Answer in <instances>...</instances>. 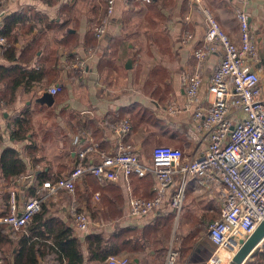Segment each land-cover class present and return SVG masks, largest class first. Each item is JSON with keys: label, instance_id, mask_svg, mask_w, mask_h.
I'll return each instance as SVG.
<instances>
[{"label": "crops", "instance_id": "crops-1", "mask_svg": "<svg viewBox=\"0 0 264 264\" xmlns=\"http://www.w3.org/2000/svg\"><path fill=\"white\" fill-rule=\"evenodd\" d=\"M199 2L212 10L235 42L240 38L236 11L246 9L251 23V39L260 54L259 62L252 68L259 72L264 92V0H250L246 6L234 0ZM106 7L107 0L7 2L5 18L18 15L22 21L12 33L16 58L7 60L4 56L6 49L0 45V66L18 65L20 69L16 78L20 81L15 91L16 99L0 113V121L4 129H9L14 116L28 114L30 119L32 111H39L44 117L33 114L30 128H41L45 137L41 142L37 141L31 132L26 139L17 141L8 138L10 133L3 132L5 141L1 149L15 147L20 152L27 163V173L37 176L35 187L45 176L51 179L48 176L52 174L62 176L68 173L77 155L73 139L78 134L88 133L106 151L114 149L111 125L124 117H131L134 126L126 141L140 148L144 141H168L180 145L188 157L195 155V145L189 137L193 126L192 112L170 115L167 108L183 102L185 78L196 67L194 50L204 40L205 18L197 0H151L149 3L130 0L129 4L115 0L111 23L103 39L98 40L94 28L104 16ZM187 16H190V22L186 20ZM185 31L194 35L189 45L181 43ZM77 58L87 61V71L80 72L73 67ZM219 62L220 54H214L203 67L202 102L209 97L207 87ZM52 85H60L63 90L53 96L51 105L40 103L38 100ZM3 89L5 86L0 83V91ZM143 124H149L151 130L147 134L140 133L138 126ZM46 142H56L57 145L50 148ZM141 178L133 176L130 184L120 182L113 185L122 190L124 199L120 206L121 215L115 217L122 221L118 226L142 228L173 212L172 200L178 187L170 190L164 210L139 220L125 217L130 195L152 198L155 194L154 178L146 176L152 179L150 188ZM90 179L95 181L88 177L78 186L84 187ZM192 184L188 193L185 190L183 204L188 199V210L182 218L183 232L170 238V231L164 240L169 245L173 243L179 252L177 264H208L215 245L203 229L220 217L224 195L217 188ZM20 192L30 196L34 188L25 186ZM49 204L53 202L46 203ZM65 211L68 212L66 207ZM181 214L182 208L176 211L173 221L176 226ZM64 215L60 219H64ZM140 220L145 221L140 223ZM111 232H105V235ZM263 246L264 243L260 252ZM151 249V245L147 246L141 253L147 255ZM166 254L162 253L161 264H165ZM134 260L138 264L137 258Z\"/></svg>", "mask_w": 264, "mask_h": 264}, {"label": "built area", "instance_id": "built-area-1", "mask_svg": "<svg viewBox=\"0 0 264 264\" xmlns=\"http://www.w3.org/2000/svg\"><path fill=\"white\" fill-rule=\"evenodd\" d=\"M9 0H0V27L3 26L6 5ZM197 0L205 18L206 32L202 45L194 50V72L185 78L184 100L181 104L169 105L170 115L192 112V128L189 137L195 145V155L187 156L185 149L159 145L146 157L143 149L126 141L133 133L131 118L113 123L111 130L115 147L104 150L88 133L74 137L77 155L66 175L46 179L34 186L37 176L22 174L10 184L8 207L0 208V227L24 231L34 216L48 202L60 201L63 194L73 197L66 205L74 219L75 233L86 235L91 230V219L85 208H78L74 199L77 185L93 177L101 189L120 182L130 184L133 176L151 175L155 180L154 196L146 198L130 195L125 217L139 220L152 213L164 210L170 190L178 187L172 207L182 208L188 182L217 188L224 195L220 217L207 226V234L215 245L208 264H232L239 248V240L250 236L264 220V92L261 76L252 66L259 62L257 44L251 39V23L245 8L236 11L239 23V41L235 42L224 29L212 10ZM246 6L250 0H234ZM129 4L130 0H123ZM149 3L151 0H145ZM115 0H107L104 16L94 28L95 37L102 40L111 23ZM191 21L190 16L186 17ZM194 39L192 32L185 31L181 43L189 45ZM0 45L6 49L10 43L4 37ZM214 54H220L207 87L208 98L200 101L203 87V67ZM87 61L77 58L74 68L87 71ZM63 90L52 85L48 92L55 96ZM0 102V113L4 111ZM9 129H4L6 134ZM180 184V185H179ZM34 188L33 195L17 199L22 188ZM101 190L93 193V201L100 202ZM226 250L225 257L219 252ZM179 252L171 243L167 249L165 264H177ZM125 256L110 255L99 264H130ZM0 264H5L0 252ZM264 264V263H263Z\"/></svg>", "mask_w": 264, "mask_h": 264}, {"label": "trees", "instance_id": "trees-1", "mask_svg": "<svg viewBox=\"0 0 264 264\" xmlns=\"http://www.w3.org/2000/svg\"><path fill=\"white\" fill-rule=\"evenodd\" d=\"M20 21L22 19L18 15L4 17L3 26L0 27V38L4 37L10 43L4 53L9 61L14 60L17 55L12 33ZM19 69L20 67L14 64L8 67L0 66V83L5 86V89L0 91V102H3L7 108L16 99L15 91L20 81L16 78V74ZM12 124L14 129L11 130L8 138L17 141L26 139L30 129L29 115L14 116ZM3 131L4 127L0 121V180L9 181L26 174L27 163L15 147L1 149L5 141ZM41 179L48 178L45 176ZM142 180L149 188L151 183L153 184L150 178L142 177ZM103 199L111 218L121 215L120 206L123 205L124 199L119 187L113 185L106 187ZM175 210L173 208L172 213L157 218L152 224L142 228L116 225L108 235L101 232V229L95 232L90 230L84 239H81L75 234V226L72 227L65 220L49 215L47 205L44 204L41 212L34 216L24 231H19L20 234L14 235V230L11 228L0 227V252L3 254L5 264H41L45 261L50 264H99L110 255L129 253L135 257L138 253L144 252L153 241L158 244L156 250L160 248L163 238L165 239L171 231ZM7 247L10 248V255L6 256L3 250ZM263 263L264 246L261 252L254 254L244 264ZM130 264H136L135 260L133 259Z\"/></svg>", "mask_w": 264, "mask_h": 264}, {"label": "rangeland", "instance_id": "rangeland-1", "mask_svg": "<svg viewBox=\"0 0 264 264\" xmlns=\"http://www.w3.org/2000/svg\"><path fill=\"white\" fill-rule=\"evenodd\" d=\"M5 108L7 109L6 105L4 104V109ZM33 114L37 115V114H40V112L39 111H37V112L32 111V114L30 115V119H32L31 117H33ZM38 117H44V116H42L40 114ZM131 120H132V118H131ZM138 128L140 129L141 134H147L151 130L149 127V124H143L142 126H138ZM40 130H41V128L38 127V129H37L36 126H35V129L34 128L32 129V126H31V128L29 129V133L32 132V134H34L35 139L37 141L41 142V139L45 136L42 135ZM47 140H48V138H47ZM43 142H45V140ZM53 142H52V144L50 142H48V143L46 142L47 143L46 146L47 147L50 146V148L55 147L57 145V143L56 142L53 143ZM140 144L142 146L141 148L143 149V152L146 155V157L149 156L148 155V154H150L149 152H151V150L154 147L159 146V145H168V146L175 147V148H182V147H180V145H172L168 141H158V140L151 141V142L148 141V143L144 141L143 143H140ZM58 175H60V174H57V175L52 174L48 177L49 178L51 177L53 179L54 177H56ZM12 179H10L9 181H1L0 180V193H1L0 194V199H1L0 208L2 210H6L8 207L9 194L7 192L9 191L10 186H8L6 183L10 184ZM192 183H194V182H190V181L188 182L187 187H186V193H188L190 191V189L193 187ZM87 184H89V185H87ZM87 184L84 187L77 185L78 186L77 192H76V196L74 197V199L77 202L78 208H80V207L85 208L88 211V213L90 215L91 222H92L91 231L95 232V231H99L101 229V232H103L104 234H106L105 232L113 231L115 228L114 226L118 225L119 222H122L121 219L111 218L109 216L108 208L105 205V202L103 199V194H102L101 201L98 203H94L93 199H92L93 193L95 191H98L100 189L101 192H103L106 189V187H108L110 185H107L105 188L101 189L100 186L93 179H90ZM22 195H23V193L20 192V190H19V192L17 193V199L22 200L24 198ZM72 199H73V197H70V196L63 194L61 197V201H60L61 203L60 204L53 203V204H49V206H47V208L49 210V215L61 218V216L66 213V211H65L66 205H68V202H70ZM187 210H188V199H186V201L182 205V214L179 217L180 218L179 223H177V226L174 223L172 225L170 238L174 237V236L176 237L177 235L179 236V234H181L183 232L182 218L185 216ZM176 211L177 210H175L174 212L176 213ZM63 217H65L63 220H65L67 222V224L74 227V219L69 212H67ZM122 219H124V214H123ZM140 221H141L140 223H144L145 220H140ZM208 224L203 229L204 233L207 232L206 227L208 226ZM18 234H20V232L14 231V235H18ZM76 236H78V235H76ZM84 236L85 235L80 236V238L84 239ZM163 241L166 242L167 240H164V238H163ZM170 241H171V239H170ZM166 243H167L166 245L163 244L162 246H160V248L158 247L159 249L156 251V245H158V244H155L154 241H153V244L151 242L152 249L150 251H148V253L151 252V255H149L148 253H147V255L146 254L144 255V253L143 254L140 253V254L136 255V257H133V255H131L129 253H124V254L122 253V254H117V255L118 256H125V257L129 258L130 261H133V259L137 258L138 264H142V263L144 264L146 262H150L149 264H161V262L163 260L162 253L166 254V251H167L168 246H169V242H166ZM153 251L155 252V254ZM3 253L6 256L10 255V248L7 247L5 250H3ZM159 253H161V255ZM41 264H50V263L48 261H45V262H42Z\"/></svg>", "mask_w": 264, "mask_h": 264}, {"label": "water", "instance_id": "water-1", "mask_svg": "<svg viewBox=\"0 0 264 264\" xmlns=\"http://www.w3.org/2000/svg\"><path fill=\"white\" fill-rule=\"evenodd\" d=\"M38 101L51 105L54 102V97L46 92ZM262 243H264V220L259 223L250 236L239 240V248L232 258V264H244L250 257L259 252Z\"/></svg>", "mask_w": 264, "mask_h": 264}, {"label": "bare ground", "instance_id": "bare-ground-1", "mask_svg": "<svg viewBox=\"0 0 264 264\" xmlns=\"http://www.w3.org/2000/svg\"><path fill=\"white\" fill-rule=\"evenodd\" d=\"M219 254H220V256L221 257H225V255L227 254V252H226V250H221L220 252H219Z\"/></svg>", "mask_w": 264, "mask_h": 264}]
</instances>
